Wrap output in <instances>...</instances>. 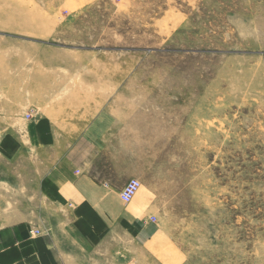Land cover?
Here are the masks:
<instances>
[{
	"label": "rangeland",
	"instance_id": "374dc122",
	"mask_svg": "<svg viewBox=\"0 0 264 264\" xmlns=\"http://www.w3.org/2000/svg\"><path fill=\"white\" fill-rule=\"evenodd\" d=\"M103 85L138 121L159 264H264V0H0L4 202L34 186L26 127L49 97Z\"/></svg>",
	"mask_w": 264,
	"mask_h": 264
},
{
	"label": "crops",
	"instance_id": "0c3cea01",
	"mask_svg": "<svg viewBox=\"0 0 264 264\" xmlns=\"http://www.w3.org/2000/svg\"><path fill=\"white\" fill-rule=\"evenodd\" d=\"M109 92L103 85L89 101L80 93L75 101L49 97L29 122L25 152L34 169L26 176L34 186L0 197L10 215H0V264H159L158 191L142 184L129 203L119 198L147 165L138 121ZM17 142L11 136L6 152L13 156Z\"/></svg>",
	"mask_w": 264,
	"mask_h": 264
},
{
	"label": "built area",
	"instance_id": "2783aa9c",
	"mask_svg": "<svg viewBox=\"0 0 264 264\" xmlns=\"http://www.w3.org/2000/svg\"><path fill=\"white\" fill-rule=\"evenodd\" d=\"M140 187V183L137 179H130L121 189L120 198L124 203H128L132 200L136 192Z\"/></svg>",
	"mask_w": 264,
	"mask_h": 264
}]
</instances>
